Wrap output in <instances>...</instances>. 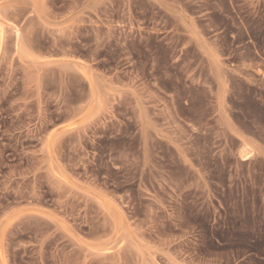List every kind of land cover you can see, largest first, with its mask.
<instances>
[{"label":"rangeland","instance_id":"374dc122","mask_svg":"<svg viewBox=\"0 0 264 264\" xmlns=\"http://www.w3.org/2000/svg\"><path fill=\"white\" fill-rule=\"evenodd\" d=\"M0 264H264V0H0Z\"/></svg>","mask_w":264,"mask_h":264}]
</instances>
